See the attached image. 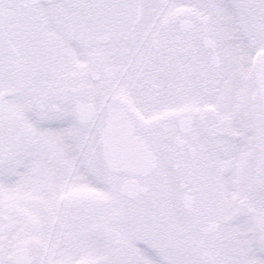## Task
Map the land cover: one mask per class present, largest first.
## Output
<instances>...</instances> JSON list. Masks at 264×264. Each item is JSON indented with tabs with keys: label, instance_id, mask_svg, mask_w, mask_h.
<instances>
[{
	"label": "snow or ice",
	"instance_id": "6c2138e0",
	"mask_svg": "<svg viewBox=\"0 0 264 264\" xmlns=\"http://www.w3.org/2000/svg\"><path fill=\"white\" fill-rule=\"evenodd\" d=\"M0 264H264V0H0Z\"/></svg>",
	"mask_w": 264,
	"mask_h": 264
}]
</instances>
